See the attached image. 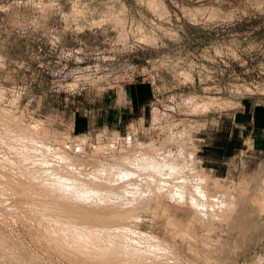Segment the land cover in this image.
<instances>
[{"label": "rangeland", "instance_id": "obj_1", "mask_svg": "<svg viewBox=\"0 0 264 264\" xmlns=\"http://www.w3.org/2000/svg\"><path fill=\"white\" fill-rule=\"evenodd\" d=\"M104 105L130 118L113 130L79 134V116ZM250 105L264 108V0H0V134L16 143L0 144L1 155L17 156L38 179L64 166L67 175L59 173L67 186L74 179L95 181L98 164L113 165L131 152L149 157L153 170L147 174L158 176L125 180L124 193L113 196L125 202L144 196L140 205L117 208L124 201L113 199L114 206L105 207L108 195L97 194L78 211L94 220L132 211L129 216L136 217H122L127 227L113 240L148 253V238L157 237L158 264H264V210L247 205L206 227L193 222L211 204L217 210L224 201L237 204L239 189L264 199V155L238 158L226 176L198 156L205 132L216 129L224 114ZM151 144L154 151L141 153ZM2 160L0 172L6 174L10 163ZM71 160L75 171L66 167ZM12 179L21 193L37 190L27 179ZM154 188L165 191L154 195ZM102 195L103 201L94 200ZM48 199L33 203H59ZM4 200L0 264H98L62 251L39 223L16 212L7 218ZM73 205L63 204L66 212L79 214Z\"/></svg>", "mask_w": 264, "mask_h": 264}, {"label": "bare ground", "instance_id": "obj_2", "mask_svg": "<svg viewBox=\"0 0 264 264\" xmlns=\"http://www.w3.org/2000/svg\"><path fill=\"white\" fill-rule=\"evenodd\" d=\"M4 131L7 132L6 130H4ZM10 137H11V135H10ZM7 138H9V136L5 137V134L4 135L3 134H0V144H2V146L5 145V144H8V143H14V144H16L14 142V140H12L14 137L12 139L9 138V140H6L8 142L5 143V139H7ZM172 141H173V139H172ZM148 148L150 150H153V151L155 150V146L153 144H151L148 147L141 148V153L143 152V150L148 149ZM149 149H148V151H149ZM9 150H11V149H9ZM110 152H111V150H110ZM1 154H3V153L0 152V161H3L2 159H4L5 161L2 162V163H6V161H8L7 164L10 163V166L13 167V169H11L10 166L9 167L7 166V168H5L6 167L5 166L4 167L5 169H9V171H7L8 173H6V174L0 172V197L2 199H5L4 200L5 203L3 202L2 204L10 212L9 214H6V215H8L7 218H12L13 217L12 212H16V214L19 216V218L21 217L22 219H24L27 222H34L35 221V222H37V224L39 223L41 226H43V228H45V230H46L45 232L48 235V237L50 236L53 239V240L52 239L51 240L52 241H55V243H57V245L61 248L62 251L63 250L64 251H73V253L74 252H77L78 254L80 253L79 255H81L82 257L84 256V258L86 257L85 259H88L89 258L90 261L92 260V261H94V262H96L98 264H158V261L160 262V258L162 257V255L160 256L158 254V251L161 250L160 248H162V246L160 244L161 242L157 239V237H155V238H153V237L152 238H148L147 243H148V241H150L149 242L150 244L148 243V245H151V247H149L151 249H149V252L148 253H146L144 251H141L142 253L144 252L143 255H142L141 252H139V250L134 249V248H131V250H129V249L127 250L125 248L126 247V243H125V246L123 245V242L124 241L122 242L120 240L118 242L117 240H119V239H115L118 243H115L114 242L115 241V240H113L114 234L117 233V232L119 233L120 230H121V232H122V230L124 231V228L127 227V226H125L126 224H125V221L123 220L122 217H125L126 215L129 216L130 213H132V211L130 212L128 210L129 213H127L128 211L125 210L126 213H127V214H125V216L124 215H117V216L112 217L111 219L110 218H108V219H105V218L104 219H101V218H98L99 216L96 215L97 216L96 218L97 219H100V220H97V219L94 220L93 217L92 218H87L88 216L87 217L85 216L86 218H84L83 216L85 214L82 215V214H80V211H78V209L81 206H84L86 204V202H88L89 200H92L93 199V198L88 199V198H90V196L91 197L93 195L96 196L97 194H106V195H108L107 198L104 197L105 198L104 199V204H102V206L110 207L111 205H113V203L110 205V202L113 201V199H114L113 196L114 197L115 196L118 197L125 190V186L126 185L123 184L125 180H132V179H141L142 180V179H147V180H150L151 181V179H155L158 175L154 178L153 176L150 177L147 174L148 170H150V169L153 170L152 166L150 165L149 157H147L146 155L145 156H143V155L137 156V153L136 152H131V154H129L131 156H126L125 155V157H122V158L118 159L119 160V161L117 160L118 162L115 161L116 163L113 164V165H106L107 163L106 164H98L96 166L95 170L92 171V174H93L92 178L95 181H88V182H86L87 180L86 181H82V180H75L74 179V181H69V182H73V183L70 186H67L66 185L67 183L65 181L67 179L65 177H66V175H67L68 172L65 171V169L63 170V168H65L64 166H62V170H60V169L57 170V168H56L57 171L56 172L54 171L55 174H52L49 179H38V177H36V175H34L29 168L21 165V163H20L21 161L18 160V157L17 156H15V157H13V159H11L10 156H8V155H3L2 156ZM152 156H153V154H152ZM24 157H26V156H24ZM20 159H22V158H20ZM57 159H59L58 156H57ZM41 160H42V158H41ZM112 161H113V159H112ZM67 164H66V167L67 168L72 169L74 171L76 170V168L74 166V164H76L75 161L71 160V161L67 162ZM109 164H111V163H109ZM54 167H56V166H54ZM14 170H16L17 172H14ZM9 172H13V173H15V175L10 174ZM52 172H53V170H52ZM59 172H64L66 175L63 174L61 176ZM157 172H158V170H157ZM177 173L178 172H176V174ZM192 174L193 173H191V175ZM40 175H42V173ZM69 175H73V173H69ZM88 175H90V173ZM17 176H20L23 179H27L28 181H30L28 183L36 186L37 190H34L32 192V191L28 190L27 188H24V190H23L24 193H21L19 190H16V188H14L13 184L14 183L18 184L19 182L13 181L14 179H12V177H17ZM164 176H165V174H164ZM172 176L169 175V177H172ZM262 176H263V174L261 173V176L259 178L262 179ZM4 177H7V179L9 178V180H7L5 183H3V180L5 179ZM83 177L85 178V176H83ZM89 177H91V176H89ZM10 178H11V180H10ZM158 178H160V177H158ZM165 179L163 181H165ZM88 180H90V179H88ZM117 180L119 181L118 184H117ZM170 183H168V181H167L164 184L165 185L166 184L169 185ZM174 183H175V181H174ZM130 184H131L130 185L131 187L128 186V188L132 189V184L133 183H130ZM188 184H189V182H188ZM168 185H166V186L168 187ZM111 186H113V187H111ZM172 186L173 185H171L170 188H172ZM259 186H260V184H259ZM177 188L176 189L174 188V189L177 190ZM137 189H138V187H137ZM154 189H153V192H152L154 195L157 194V192L159 193L161 191V189L162 190L164 189V191H165V188H160V189L157 188L155 190ZM186 189H187V187H186ZM134 190L132 189V191H134ZM5 191H8V193L6 194ZM144 191H145V189H144ZM148 191H150V190H148ZM130 192L127 191V193H129V194H133V192L132 193H130ZM262 192L264 193V187L262 188ZM135 193L136 194H139L137 192H135ZM147 193L149 194V192H147ZM183 194H185V193H183ZM106 195H104V196H106ZM141 195H139V196H141ZM176 195H178V193ZM131 196H130V200L127 199L128 200L127 201L128 203L125 202V200L122 199V201H124L123 204H121L122 201H120V199L123 198V197H121L119 200H118V198H119L118 197L117 198L118 201L115 200L116 199L115 198L114 199L115 200L114 202H118V203H119V201L121 202L120 203L121 205L118 206L117 208H125L126 209V206H130L131 207V205L132 206L133 205H140L139 202L144 201L143 199H141L144 196H142L141 198L135 197L134 199H133V197L131 199ZM165 196H167V194ZM169 196H170V194H169ZM102 197H103V195L101 196V198ZM237 197H238L237 204L236 203H228L227 201H224V203L222 204V208L219 207L220 208L219 210H217L216 207L211 204L210 207H209V210H208L209 212L206 213V214H204L201 217H194L195 219L193 220V222H196V223L199 222L201 225H205V227H206V223L207 222H209V221H211L213 219L214 220L215 219L216 220H223L225 218H228L230 211L233 212L234 210L237 209V207L245 208L247 205H251L252 207L254 206V207H257L258 209L264 210V199H256L255 200L253 198V194H252V190L251 189H246V190L239 189L237 191ZM40 198L41 199L44 198L45 200H47L48 198H51V199L54 198L56 201H59V203H58V205H55V206L54 205H47V204L42 203V202H40V203H35L34 202L33 203V201H35V199H40ZM51 199H48V200H51ZM95 199H98V200L103 201V198L102 199L94 198V200ZM185 199H184V201H187V198H185ZM192 199H194V198H192ZM205 199H207V198H205ZM20 200H24V201L20 202ZM208 200L209 201L210 200L212 201L211 198H209ZM101 201H100V203H101ZM220 201L222 202V200H220ZM220 201L218 202V204L220 203ZM66 202L67 203H71V204H78V205H73V207H75L77 209L76 211H78L79 214L74 213V210L73 211H70L69 210L70 212L67 210L68 212H66L65 211L66 208L63 206V204L66 203ZM96 202H95V204L98 205L99 203L97 204ZM159 202H160V200H159ZM192 202H195V201L192 200ZM80 203H82V205ZM115 205H116V203H115ZM102 206H101V208H102ZM218 206H220V205H218ZM99 207H98V209H100ZM133 207H135V206H133ZM192 207H193V204H192ZM93 208H94V205H93ZM82 209H83V207H82ZM128 209H129V207H128ZM134 209L135 208H133L132 210H134ZM71 210H72V208H71ZM41 211H45V212H47V214H45V213H43ZM122 211H124V209ZM122 211H120V212L122 213ZM106 212H108V211H106ZM115 212H112V213H115ZM118 212L115 213V215L118 214ZM109 213H111V212H109ZM112 213H111V215H112ZM122 214H124V213H122ZM194 215H195V213H194ZM133 216H135V215H131L129 217L133 218ZM129 220H131V219H129ZM13 221H15V220L13 219ZM39 224H38V226H39ZM128 230L129 229H127L125 231L129 232ZM123 235H125V234H123ZM141 235L142 236H145L144 234H141ZM170 235H172V234H170ZM1 236L2 235H0V237ZM123 237H125V236H123ZM43 238H44V235H43ZM116 238H118V237H116ZM119 238H120V236H119ZM121 238H122V236H121ZM123 240H126V238L123 239ZM139 240H141V239H139ZM145 241H146V239H145ZM0 242H1V240H0ZM171 242H172V240H171ZM105 243L107 245H105ZM130 247H132V246H130ZM146 251H148V250H146ZM155 252H156V254H155ZM6 253H9V252H6ZM10 253H12V252H10ZM13 253L14 254H12V255H15V252L14 251H13ZM10 256H11V254H10ZM122 258H123L124 261L122 260ZM152 259H154L155 261L152 260ZM79 260H80V258H79Z\"/></svg>", "mask_w": 264, "mask_h": 264}, {"label": "crops", "instance_id": "obj_3", "mask_svg": "<svg viewBox=\"0 0 264 264\" xmlns=\"http://www.w3.org/2000/svg\"><path fill=\"white\" fill-rule=\"evenodd\" d=\"M140 108L138 105L135 112ZM128 118L127 112L104 105L80 115L76 128L79 134L113 130L126 124ZM203 142L199 158L212 172L222 176L233 170L232 163L238 158L250 161L264 155V108L243 106L239 112L224 114L216 129L204 133Z\"/></svg>", "mask_w": 264, "mask_h": 264}]
</instances>
